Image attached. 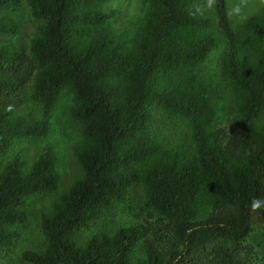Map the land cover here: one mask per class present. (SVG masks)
<instances>
[{"label": "trees", "instance_id": "obj_1", "mask_svg": "<svg viewBox=\"0 0 264 264\" xmlns=\"http://www.w3.org/2000/svg\"><path fill=\"white\" fill-rule=\"evenodd\" d=\"M17 2L0 0V246L26 219V201L59 184L48 144L28 163L7 151L44 138L66 92L79 174L39 211L43 247L24 249L25 264H247L251 216L264 225V3L235 30L225 0H211L233 110L225 129L212 124L199 78L217 42L194 0H144L130 28L111 24L117 11L105 0H25L40 21L27 46L5 37ZM156 112L179 126L177 140L154 126ZM136 184L153 221L81 234Z\"/></svg>", "mask_w": 264, "mask_h": 264}, {"label": "rangeland", "instance_id": "obj_2", "mask_svg": "<svg viewBox=\"0 0 264 264\" xmlns=\"http://www.w3.org/2000/svg\"><path fill=\"white\" fill-rule=\"evenodd\" d=\"M263 3L264 0H225L232 28L238 29L240 23L257 12ZM193 4L198 11L211 19L210 31L217 42L198 64L199 78L213 108L212 124L227 129L233 116V110L230 107L229 88L219 68V55L225 45L224 37L216 25L211 0H194ZM143 7L144 0H105L104 2V8H114L117 11L111 23L116 28L134 26ZM7 12L16 21L17 27L13 33L5 37L14 43L27 46L28 38L36 33L40 21L30 15L25 0H18ZM27 104L36 112L31 102ZM70 104V95L66 92L60 93L50 112V126L46 136L42 139L16 140L7 151L6 156L17 153L28 163L38 148L48 144L56 155L55 164L59 172V184L56 192L38 194L26 201L28 215L24 222L14 226L16 234L12 243L8 246H0V264H25L21 259V252L24 249L38 250L43 247V239L38 226L39 211L46 209L49 202L79 174L78 166L71 153V145L78 138V132L76 123L69 115ZM154 117V126L161 129L168 139L177 140L179 126H176L175 130L169 129L163 123L166 120L164 116L161 117L156 112ZM147 212L142 208V188L136 184L131 187L126 200L114 204L81 234L88 235L97 229L111 231L121 224L143 219L153 221L155 216L153 214L148 216ZM243 244L247 264H264V225L257 220L255 215L251 216L250 231Z\"/></svg>", "mask_w": 264, "mask_h": 264}]
</instances>
